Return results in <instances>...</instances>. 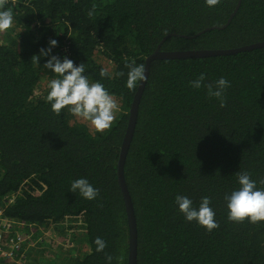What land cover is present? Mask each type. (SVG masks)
Listing matches in <instances>:
<instances>
[{"label":"trees","instance_id":"trees-1","mask_svg":"<svg viewBox=\"0 0 264 264\" xmlns=\"http://www.w3.org/2000/svg\"><path fill=\"white\" fill-rule=\"evenodd\" d=\"M237 4L8 0L16 19L0 33V203L3 216L21 222L24 233L75 224L77 232L60 238L48 264H106L107 255L112 264H128L129 229L117 163L137 89L126 87V64L144 66L169 34L176 35L160 50L230 49L264 41V0H241L225 28L202 32L223 26ZM51 39L58 42L54 54L83 63L90 81L103 83L118 101L110 129L90 131L83 123H70L67 108L59 115L51 110L45 98L55 74L43 67L48 57L40 58L41 65L32 57ZM97 58L111 62V78L101 76L106 69ZM200 73L206 83L222 76L230 81L225 107L205 88L190 86ZM244 170L258 182L264 179V47L152 60L124 164L136 218L137 264H264V222L227 219L224 196L238 187L237 173ZM80 177L99 189L96 199L70 191ZM177 194L194 205L210 196L219 228L208 232L187 222L175 204ZM70 225L68 231L74 229ZM97 237L107 243L103 251H96ZM39 252L29 263L47 264Z\"/></svg>","mask_w":264,"mask_h":264},{"label":"clouds","instance_id":"clouds-1","mask_svg":"<svg viewBox=\"0 0 264 264\" xmlns=\"http://www.w3.org/2000/svg\"><path fill=\"white\" fill-rule=\"evenodd\" d=\"M205 3L212 8L220 3V0H205ZM15 19L13 8L8 7V0H0V32L12 27ZM57 43L55 39L49 40L48 47L42 48L37 55L32 56L37 65H41L39 63L41 57H48L43 67L55 74L54 78L47 82L46 102L55 114L59 115L62 109L67 108V111L77 120L87 122L96 132L110 129L119 111L118 101L103 83L90 81L85 74L86 69L83 63L77 65L66 55L54 54L52 50ZM126 67L128 68L126 87L134 91L142 81L146 80L145 67L131 60ZM115 75L121 76L124 73L118 72ZM101 76L111 78L112 74L104 70ZM189 84L196 90L205 88L207 95L215 98L220 107L226 106V90L231 87V83L225 77L222 76L213 83H206L205 73H200L195 79L189 81ZM258 183L264 185V179L259 182L252 179L251 173L247 170L237 173L238 187L224 196L229 221L240 223L247 220L252 224L264 222V187H258ZM70 191L79 193L87 200H94L99 195V189L94 187L86 177L73 180ZM174 201L187 222L195 221L208 232L219 228V222L215 218L216 213L211 207L210 196H202L198 205H194L193 200L186 195L177 194ZM42 233L44 228H40L39 231H30L28 235L36 241L40 236L44 238ZM44 242L45 240L37 242L36 245ZM94 242L97 246L96 251H103L107 247L106 241L100 237H97ZM112 260L113 257L110 255L105 257L106 264H112Z\"/></svg>","mask_w":264,"mask_h":264},{"label":"water","instance_id":"water-1","mask_svg":"<svg viewBox=\"0 0 264 264\" xmlns=\"http://www.w3.org/2000/svg\"><path fill=\"white\" fill-rule=\"evenodd\" d=\"M240 1L238 0V4L234 8L232 14L228 18L227 22L220 27L213 26L211 28H207L204 31L210 30L212 28H225L231 21L232 17L235 15L236 11L238 10L240 6ZM200 32V33H202ZM171 35L176 34H169L165 36L156 50L151 53L149 56L145 59V76L146 80L142 81L140 85L137 88V91L133 97L130 109H129V120H128V126L121 144L120 153H119V159L117 163V178H118V184L122 193V197L124 200L127 220H128V229H129V256H128V264H137L136 262V250H137V229H136V218L134 214L133 204L131 201V197L125 182L124 178V164L126 160V155L134 134L136 121H137V114H138V107L140 103V99L147 81L148 72L150 68V63L154 59H181V58H191V57H208V56H218V55H230L235 54L237 52H243V51H249L257 48L264 47V41L261 42H254L251 44H247L244 46L236 47V48H230V49H206V50H186V51H164L160 50V45L162 42L170 37ZM178 35V34H177ZM189 37V36H184Z\"/></svg>","mask_w":264,"mask_h":264},{"label":"rangeland","instance_id":"rangeland-1","mask_svg":"<svg viewBox=\"0 0 264 264\" xmlns=\"http://www.w3.org/2000/svg\"><path fill=\"white\" fill-rule=\"evenodd\" d=\"M5 32V31H4ZM3 33V32H0ZM98 61L105 67L106 70H111L112 69V64L111 62H109L106 59L103 58H97ZM45 87V82L42 83V87ZM41 88L36 90V94L41 92ZM75 122H79V123H83L85 124L90 131H94V129H92V127L90 126V124H88L87 122L84 121H80L77 120L73 115L70 117V123H75ZM71 224V225H70ZM70 225V227H73L74 229H70V231H68V228L66 226ZM77 229L75 228V224L73 225V223H65L62 227H53L52 224H50L49 226H47L44 229V239L45 242L40 244V245H36L34 242L29 241V243L31 245H34L33 247H24V251H22L20 253V255L18 256V261L19 264H31L29 263L30 260H32L33 258L36 257V250H39V255L38 258L39 260H42L43 262L47 263L49 262V260L47 259H52L53 256L56 255L58 251V247L60 244V238L64 239V238H69L70 239V234L71 233H76ZM33 239H35V236H33ZM40 241V239H39ZM28 253H31V255H28Z\"/></svg>","mask_w":264,"mask_h":264},{"label":"built area","instance_id":"built-area-1","mask_svg":"<svg viewBox=\"0 0 264 264\" xmlns=\"http://www.w3.org/2000/svg\"><path fill=\"white\" fill-rule=\"evenodd\" d=\"M14 197L8 198L11 202ZM4 207L0 203V264H19L18 256L24 247H33L29 241L43 242V236H40L36 241L32 240V236L24 233L21 227V222L13 223L9 218L3 216ZM40 239V241H39Z\"/></svg>","mask_w":264,"mask_h":264}]
</instances>
